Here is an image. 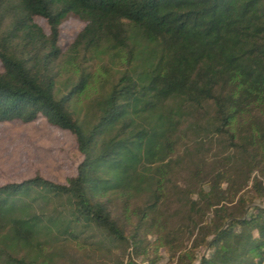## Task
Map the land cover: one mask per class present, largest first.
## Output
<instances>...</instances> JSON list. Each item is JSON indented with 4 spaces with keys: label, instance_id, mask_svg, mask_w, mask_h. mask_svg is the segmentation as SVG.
<instances>
[{
    "label": "trees",
    "instance_id": "trees-1",
    "mask_svg": "<svg viewBox=\"0 0 264 264\" xmlns=\"http://www.w3.org/2000/svg\"><path fill=\"white\" fill-rule=\"evenodd\" d=\"M0 63V124L82 156L0 186V264H264V0H0Z\"/></svg>",
    "mask_w": 264,
    "mask_h": 264
},
{
    "label": "rangeland",
    "instance_id": "rangeland-1",
    "mask_svg": "<svg viewBox=\"0 0 264 264\" xmlns=\"http://www.w3.org/2000/svg\"><path fill=\"white\" fill-rule=\"evenodd\" d=\"M36 22L49 33V27L43 19H36ZM83 27L84 25L77 20H69L62 25L61 45L64 50L73 43ZM1 72L3 68L0 63ZM184 141L189 142L186 139ZM209 150L210 152L206 153L205 149H193L194 155L190 154L191 152L187 153L184 148L176 152V157L181 161L178 166L182 172V176L178 178L179 185L184 186V182L188 181L186 168L191 160L198 162L199 157L207 156L208 161H211L215 158L214 155H223L217 146L210 147ZM81 161L82 156L77 150L74 137L68 132L50 126L44 118L30 124L21 121L0 124V186L21 182L36 175L58 184H67L68 180L76 175ZM257 204L264 205V202ZM161 252L164 257L159 264H175L167 251L163 249ZM74 261L75 264H97L99 259L76 257ZM136 262L147 264L142 259Z\"/></svg>",
    "mask_w": 264,
    "mask_h": 264
}]
</instances>
